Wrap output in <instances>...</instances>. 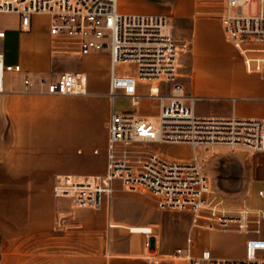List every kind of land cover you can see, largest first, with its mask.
I'll use <instances>...</instances> for the list:
<instances>
[{
	"label": "crops",
	"instance_id": "0c3cea01",
	"mask_svg": "<svg viewBox=\"0 0 264 264\" xmlns=\"http://www.w3.org/2000/svg\"><path fill=\"white\" fill-rule=\"evenodd\" d=\"M157 3L136 0L127 6L128 1L118 0L119 10L125 14L157 13L171 17L178 44H189L181 54L180 72L187 95L195 98V114L264 119V42L236 45L227 39L222 20L227 0H167L166 11L159 10ZM37 15L41 14L32 19ZM0 29L5 30L2 26ZM32 32V22L31 28L25 30L18 18L16 24L5 30L0 43L8 33L24 36ZM4 56L7 64H21L22 72L9 74L5 90L0 93L2 264H190L176 254V249L183 245L167 244V233L181 226L188 236L191 215L160 209L146 188H123L120 182H115L112 198L105 199L100 209L76 207L70 196H57L53 191L57 174L94 176L106 171V124L111 113L110 55L106 61L105 92L90 85L86 70H66L85 72L88 77L85 95H98L109 105L107 116H96L92 105L87 108L82 114L81 128L76 109L63 112L59 95L40 91L39 80L47 78L46 74L52 70L47 50L31 57L8 58L5 53ZM26 76L34 80L33 88L24 86ZM154 102L157 103L154 115L138 113L152 122L159 117V100L144 97L140 104L152 107ZM95 137L99 147L96 158ZM158 145H176L190 152L171 153L168 146L166 150L155 149L173 159H189L195 150L186 143L153 146ZM244 151L248 150L239 148L230 156L239 161V166L234 169L236 178L228 180L229 187L221 189L218 184L212 187L215 192L220 191L217 193L227 211H264V197L259 195L264 190V153L251 152L249 159H244ZM228 152V147H217L212 153L226 157ZM222 178L226 180L225 176ZM193 235L195 254L210 249L219 258L245 255L243 234L195 230ZM233 236L241 239L244 249L241 256H230Z\"/></svg>",
	"mask_w": 264,
	"mask_h": 264
},
{
	"label": "built area",
	"instance_id": "2783aa9c",
	"mask_svg": "<svg viewBox=\"0 0 264 264\" xmlns=\"http://www.w3.org/2000/svg\"><path fill=\"white\" fill-rule=\"evenodd\" d=\"M234 8L237 14L232 13ZM244 8L249 12L244 13ZM0 13L19 15L25 30L31 28L34 15L47 14L52 36L76 39L83 56L110 51L106 171L94 176L55 175L53 191L57 196H70L79 208L100 209L105 199L112 198L115 182L123 188L142 186L160 209L191 215V231L185 244L176 249L190 264H264V211L225 210L195 153L189 159H173L145 150L158 143H186L208 151L228 147L264 153V119L195 114V98L187 95L180 72L181 54L189 44H178L169 15L125 14L119 10L118 0H0ZM222 20L227 39L236 45L264 42V0H227ZM4 37L5 30L0 29V39ZM130 64L135 66L134 72ZM119 65L122 70L118 72ZM21 72L22 65L7 64L0 51V93L5 90L6 76ZM87 83V74L82 71H65L55 80H39L40 91L54 95H85ZM23 84L30 89L35 82L26 76ZM118 97L128 98L132 108L144 97L158 99L157 122L127 108L116 109ZM259 195L264 197V190ZM195 230L245 235L244 257L219 258L210 249L195 254Z\"/></svg>",
	"mask_w": 264,
	"mask_h": 264
},
{
	"label": "rangeland",
	"instance_id": "374dc122",
	"mask_svg": "<svg viewBox=\"0 0 264 264\" xmlns=\"http://www.w3.org/2000/svg\"><path fill=\"white\" fill-rule=\"evenodd\" d=\"M128 1L127 6L130 4L133 5L136 0H126ZM158 1L157 8L159 10L167 9L169 6L167 4V0H156ZM255 8L253 11L255 12ZM249 10L244 8V13H248ZM233 14H237V9L234 8L232 10ZM35 16V15H34ZM19 15L15 13H0V26H2L6 31H8L9 27L16 24L18 22ZM33 24V32L31 34H25L24 36H20L18 33H8L7 38L0 43V49L7 55L8 58L15 56H24L31 57L38 55L44 51H48V59L52 63V70L46 74L47 78L51 80H55L59 77V75L70 69H80L86 70L88 73L90 85L92 87H96L101 92H105L107 89V74H106V61L110 55L109 49H103L101 51H97L90 55L88 59H85L84 56L80 52V47L78 41L74 38L59 36L55 38H51L49 30L50 26V16L47 14L37 15L34 19L31 20ZM175 31V29H174ZM22 43V49H20ZM129 69L134 72L135 66L130 64L128 65ZM109 74H110V65H109ZM118 72L122 70V66L119 65L117 67ZM9 81V75L6 76L5 84ZM90 92V91H89ZM60 103L63 112H70L77 110V120L78 127L81 128V120L83 119V115L87 112V108L91 105L94 107V112L96 116H107L106 107H108L107 101L101 98L98 95L88 94L84 96L79 95H59ZM146 103V102H145ZM116 109H124L127 108L129 111L139 112H147L151 115H154L156 112L154 102V106H138L136 108H132L130 105V100L125 97H118L116 99ZM65 115L63 114L62 118ZM109 120V119H108ZM107 120V123H108ZM157 122V118L153 119ZM64 120H62L61 129L65 128ZM107 125V124H106ZM63 137V141H64ZM98 138L95 137V148L94 155L98 157L99 147L97 144ZM168 145L164 146H148L145 150H149L151 152H155V149L160 148L166 150ZM169 147V146H168ZM236 150H232L229 148L228 156H216V153H212L213 150H206L203 146H197L194 150L196 156H198L201 162L204 165V170L208 177L211 180L212 186L216 187V184L222 189L228 188L230 182L228 180L236 178L233 174L236 173L234 169L239 166V161L235 157H230ZM168 151L171 153H190L188 150H183L181 148H177L176 145H170ZM211 153V154H210ZM253 153V152H252ZM230 154V155H229ZM234 156V155H233ZM251 156V151H244V159H249ZM226 178L223 182L222 177ZM225 183L220 186V183ZM219 190L217 189V192ZM220 192V191H219ZM167 244L170 245H184L186 240V231L180 227L173 228L168 233ZM186 235V236H185ZM262 235H264V223L262 224ZM241 239H238L237 236H233V251L230 256H241L243 253V246L241 244Z\"/></svg>",
	"mask_w": 264,
	"mask_h": 264
}]
</instances>
